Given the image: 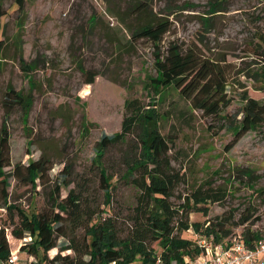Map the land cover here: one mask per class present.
Here are the masks:
<instances>
[{
    "label": "rangeland",
    "instance_id": "rangeland-1",
    "mask_svg": "<svg viewBox=\"0 0 264 264\" xmlns=\"http://www.w3.org/2000/svg\"><path fill=\"white\" fill-rule=\"evenodd\" d=\"M0 1L5 10L0 33V136L4 125L11 134V165L5 172L44 158L53 166L51 179L67 167L72 169L73 183L63 188L62 198L77 184H87L86 203L100 217L121 212L135 202L136 191L121 178L126 170L124 156L139 154L136 137L107 150L104 166L115 190L110 205L93 161L99 156L102 134L119 133L126 101L138 99L146 111L157 114L162 135L174 141L173 165L184 174L177 195L185 198L201 186H222L229 192L222 203L202 205L209 209L208 216L194 212L190 221L204 224L227 214L235 216L236 222L243 214L253 215L249 228L264 242V124L226 150L241 126L243 92L264 101V91L258 90L264 88L262 64L253 53L264 51V0H26L22 12L15 0ZM216 4L219 11L211 13ZM145 6L148 11L137 14ZM159 19L173 23L161 44L163 54L170 43L185 47L195 43L208 57L225 59L242 72L239 76L232 72L231 103L222 117L193 110L178 90L157 84L156 48L146 40L136 43L132 33ZM87 70L98 73L93 85L85 84L82 74ZM10 89L32 95L29 112L16 109L7 116L3 99ZM10 184V203L27 212L51 208V186L33 190L13 177ZM13 222H19L17 213L0 208V227L8 228L12 258L0 264H49L41 254L34 257L29 250L20 251L32 238L15 239ZM119 222L125 227V215ZM65 226L68 237L59 238L57 247L46 254L49 260L74 254L61 251L72 236L70 223ZM226 228L230 236L244 237L247 226L229 223ZM83 237L84 231L78 230L79 241ZM183 237L195 240L196 234L192 231Z\"/></svg>",
    "mask_w": 264,
    "mask_h": 264
},
{
    "label": "trees",
    "instance_id": "trees-1",
    "mask_svg": "<svg viewBox=\"0 0 264 264\" xmlns=\"http://www.w3.org/2000/svg\"><path fill=\"white\" fill-rule=\"evenodd\" d=\"M15 3L19 12L24 11L26 0H15ZM148 8L145 6L137 14L145 13ZM212 8L211 13L219 11L217 4ZM4 16V6L0 1V33ZM172 27L173 23L169 19L145 23L132 33V39L136 43L149 41L156 48L155 64L159 74L156 82L159 86L178 90L181 97L190 102L193 110L210 117H222L224 109L231 103L228 87L230 80L234 79L232 72L236 71L235 76L242 72L234 70V65L225 59L214 60L208 57L195 43L187 47L170 43L166 54H163L161 44ZM2 48L3 42L0 40V52ZM254 50L253 53L262 64L260 76L264 79V51ZM24 69L29 71L30 68L25 64ZM82 75L86 85H93L98 77V73L93 70H87ZM237 85L246 89L239 81ZM258 90L264 91V88ZM243 93L246 104L241 112V126L226 147L227 151H231L250 131L264 124V101L251 98L247 91ZM32 99L30 94L10 89L3 99L4 111L7 116L16 109L27 113L32 106ZM130 136L136 137L139 154L124 156L126 170L121 181L136 191L135 202L119 213L100 217L99 212L86 203L87 184H77L69 190L66 198H62L63 188L73 183L70 167L51 179L53 166L50 161L42 158L28 166L17 165L10 173L5 172L4 169L11 165V134L8 127L3 126L0 136V208L17 213L19 222L11 224V234L15 239L23 240L27 236L32 238V243L20 248L21 252L29 250V254L34 257L41 254L42 260L49 264H186L185 259H193L201 253L199 237L214 235L216 241L220 242L232 233L226 228L229 223L238 227L247 226L244 240L249 247H254L260 241L259 235L249 228L253 224V215L243 214L236 222L235 216L227 214L204 224L190 221V214L194 212L208 216L209 209L202 205L222 203L229 192L222 186H201L185 198L177 195L184 174L173 165L171 144L174 141L162 135L157 114L146 111L138 99L126 101L125 117L119 133L102 134L97 148L99 156L93 161L100 173V186L108 205L114 198L115 190L110 183L104 159L107 150L125 144ZM11 177L33 190L38 185L44 188L51 186V208L27 212L10 203ZM174 200L183 202L177 204ZM122 215L126 217L125 227L119 222ZM65 222L70 223L72 236L69 237L70 245L62 247L61 251L72 250L74 254L58 255L49 260L46 254L57 247L59 238L68 237ZM80 229L84 231L82 241L78 239ZM7 230L6 227H0V263L11 259ZM192 231L196 234L195 240L183 237V234ZM154 245L158 246L160 252Z\"/></svg>",
    "mask_w": 264,
    "mask_h": 264
},
{
    "label": "built area",
    "instance_id": "built-area-1",
    "mask_svg": "<svg viewBox=\"0 0 264 264\" xmlns=\"http://www.w3.org/2000/svg\"><path fill=\"white\" fill-rule=\"evenodd\" d=\"M201 253L186 264H264V242L249 247L240 234L230 236L225 242H217L214 235L198 238ZM12 262V258L9 260Z\"/></svg>",
    "mask_w": 264,
    "mask_h": 264
}]
</instances>
